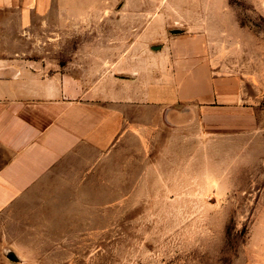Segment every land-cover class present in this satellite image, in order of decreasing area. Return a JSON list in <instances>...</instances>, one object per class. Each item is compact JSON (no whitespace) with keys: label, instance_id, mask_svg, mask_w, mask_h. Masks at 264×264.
<instances>
[{"label":"rangeland","instance_id":"1","mask_svg":"<svg viewBox=\"0 0 264 264\" xmlns=\"http://www.w3.org/2000/svg\"><path fill=\"white\" fill-rule=\"evenodd\" d=\"M55 3L71 11L38 29L62 41L42 45L53 69L95 52L149 74L153 48H189L242 80L264 124V0ZM158 121L107 152L82 149L0 214V264H264V126L222 136Z\"/></svg>","mask_w":264,"mask_h":264},{"label":"crops","instance_id":"2","mask_svg":"<svg viewBox=\"0 0 264 264\" xmlns=\"http://www.w3.org/2000/svg\"><path fill=\"white\" fill-rule=\"evenodd\" d=\"M68 11L55 0H0V214L52 187L53 174L82 149L104 153L134 131L148 134V118L222 136L262 132V111L242 80L215 75L189 48H153L149 74L95 52L82 62L78 53L75 70L53 69L42 45L62 41L38 29Z\"/></svg>","mask_w":264,"mask_h":264}]
</instances>
